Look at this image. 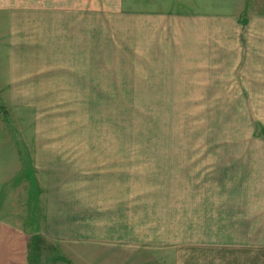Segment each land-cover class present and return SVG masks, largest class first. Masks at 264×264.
<instances>
[{
    "label": "rangeland",
    "instance_id": "rangeland-1",
    "mask_svg": "<svg viewBox=\"0 0 264 264\" xmlns=\"http://www.w3.org/2000/svg\"><path fill=\"white\" fill-rule=\"evenodd\" d=\"M84 1L66 18L74 56L0 69L28 175L7 205L30 264H229V149L246 120L229 9Z\"/></svg>",
    "mask_w": 264,
    "mask_h": 264
},
{
    "label": "crops",
    "instance_id": "crops-1",
    "mask_svg": "<svg viewBox=\"0 0 264 264\" xmlns=\"http://www.w3.org/2000/svg\"><path fill=\"white\" fill-rule=\"evenodd\" d=\"M163 2L165 9L173 6ZM86 5L84 0H0V69H29L31 59L46 64L74 56L75 49L67 47L75 38L66 18ZM175 5L197 15L230 11L229 69H244L246 120L244 140L229 149L228 260L264 264V0H177ZM31 16L38 19L34 24ZM20 157L0 118V264H30L31 233L16 220L22 214L7 205L28 198L27 184L24 193L18 187L21 171L28 178Z\"/></svg>",
    "mask_w": 264,
    "mask_h": 264
}]
</instances>
